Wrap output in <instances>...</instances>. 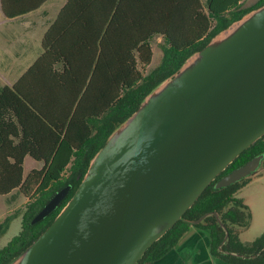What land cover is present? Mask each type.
Segmentation results:
<instances>
[{"label":"trees","instance_id":"16d2710c","mask_svg":"<svg viewBox=\"0 0 264 264\" xmlns=\"http://www.w3.org/2000/svg\"><path fill=\"white\" fill-rule=\"evenodd\" d=\"M28 1L14 0L10 11L2 0L3 11L14 18L41 4L26 7ZM243 1H67L43 37V54L12 86L0 91V195L16 188L27 197L32 195L20 234L0 250V264L23 252L53 223L80 186L94 156L157 85L232 23L264 5V0H259L242 8ZM155 37L165 42L162 61L145 75L139 65L151 64ZM262 153L264 136L244 151L184 216L196 221L207 213H220L229 231L223 249L252 258L219 251L226 233L211 216L198 225L179 221L138 264L162 258L192 227L209 235L214 257L229 264H264V233L251 243H243L238 235L239 229H247L251 222L249 208L236 197L248 180L222 190L214 188L223 176ZM26 157L42 162L43 167L25 175ZM68 185L72 189L61 205L32 225L52 196Z\"/></svg>","mask_w":264,"mask_h":264},{"label":"water","instance_id":"95a60500","mask_svg":"<svg viewBox=\"0 0 264 264\" xmlns=\"http://www.w3.org/2000/svg\"><path fill=\"white\" fill-rule=\"evenodd\" d=\"M264 136V5L216 35L120 124L53 223L7 264H138L205 190ZM264 171V153L223 176L222 190ZM56 192L32 225L54 212ZM229 206L226 207L227 211Z\"/></svg>","mask_w":264,"mask_h":264},{"label":"crops","instance_id":"0c3cea01","mask_svg":"<svg viewBox=\"0 0 264 264\" xmlns=\"http://www.w3.org/2000/svg\"><path fill=\"white\" fill-rule=\"evenodd\" d=\"M6 1L8 9L12 11V9H14V0ZM39 1H41V4H38V6H36L35 8H30L35 10H32L31 12H28L21 16L9 18L5 15L3 11L2 0H0V71L5 75H18L20 73L18 67L24 61L23 59L35 58L37 60L43 54V37L52 23L56 20L58 14L68 0H29L26 7H32L34 4L39 3ZM245 1L246 0H244L243 2ZM257 2L249 5L246 8L253 6ZM35 61L31 64V66L35 63ZM27 70L25 72H27ZM17 77L15 78V80H13V82L6 83L3 87H1L0 91L5 86H12L20 78ZM33 163L37 164L42 162H37L31 157H26L24 162L25 175H27L33 169H39L36 167L32 169L28 168V165ZM256 185L264 190V171L258 176L249 179L247 183L237 192L236 197L246 203L244 198L245 192L253 188L254 186L256 187ZM259 187H257L258 190L262 191ZM20 194L26 198V202H31L32 195L27 197L18 188L14 189L7 195L0 196L8 197V199H11L9 201H16L17 196H19ZM258 197L264 198V193H260ZM262 221L263 222L261 226L264 227V220ZM246 231L247 229H239L238 231L239 239L243 243H251L258 238H250L251 240L246 239ZM147 264L229 263L221 258L214 257L211 254V240L206 232L192 227L188 232L184 234L180 242L174 248L169 250L162 258L156 261L149 262Z\"/></svg>","mask_w":264,"mask_h":264},{"label":"rangeland","instance_id":"374dc122","mask_svg":"<svg viewBox=\"0 0 264 264\" xmlns=\"http://www.w3.org/2000/svg\"><path fill=\"white\" fill-rule=\"evenodd\" d=\"M258 0H246L242 2V8H246L249 5L257 2ZM153 47V61L148 66L139 65V69L147 75L151 71L155 70L158 66H160L162 57H163V49L165 46V42L163 38L155 37L151 41ZM22 64L18 67L19 74H4L0 71V88L3 87L6 83L13 82L15 78L20 77L36 60L35 58H25ZM17 77V78H18ZM27 164V163H26ZM42 168L43 163H33L29 164L28 168ZM69 170H67L64 174V178H68ZM258 185L256 187L247 190L245 192V201L244 205L247 206L251 213V222L246 231V239H253L256 237H260L264 233V227L262 225V220H264V198L258 197L260 193H264V190L259 191ZM264 187V185H263ZM10 197V196H9ZM8 197L0 196V250L5 247L15 236L19 235L21 232V220L23 217V213L29 205L26 202V198L21 194L17 196L16 201H9ZM248 202V203H247ZM251 238V239H250Z\"/></svg>","mask_w":264,"mask_h":264}]
</instances>
